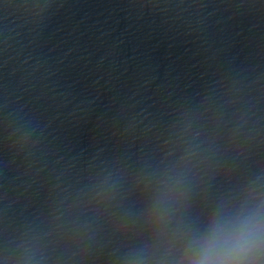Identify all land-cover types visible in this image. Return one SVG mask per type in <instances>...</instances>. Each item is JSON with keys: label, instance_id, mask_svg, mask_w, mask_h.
<instances>
[{"label": "water", "instance_id": "water-1", "mask_svg": "<svg viewBox=\"0 0 264 264\" xmlns=\"http://www.w3.org/2000/svg\"><path fill=\"white\" fill-rule=\"evenodd\" d=\"M172 171L185 221L264 198V0H0V264H117Z\"/></svg>", "mask_w": 264, "mask_h": 264}, {"label": "clouds", "instance_id": "clouds-1", "mask_svg": "<svg viewBox=\"0 0 264 264\" xmlns=\"http://www.w3.org/2000/svg\"><path fill=\"white\" fill-rule=\"evenodd\" d=\"M180 171L167 174L164 191L157 192L144 215L138 238L123 247L117 264H259L251 257L264 252V198L242 197L235 204H221L202 223L179 216ZM115 185L102 181L88 204L91 216L69 209L66 223L87 232L99 219ZM57 257L51 233L19 240L3 255L4 264H53Z\"/></svg>", "mask_w": 264, "mask_h": 264}]
</instances>
